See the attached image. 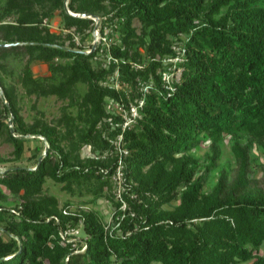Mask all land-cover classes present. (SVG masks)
Here are the masks:
<instances>
[{
	"label": "trees",
	"instance_id": "1",
	"mask_svg": "<svg viewBox=\"0 0 264 264\" xmlns=\"http://www.w3.org/2000/svg\"><path fill=\"white\" fill-rule=\"evenodd\" d=\"M57 9L64 26L80 31L94 27L88 14L119 17L117 57L142 60L135 44L153 58L174 56L178 35L185 49L178 61L182 79L175 90L162 86V65L155 59L143 68L127 60L95 65L99 48L66 44L41 24ZM11 13L15 21L2 22ZM11 52L27 57L21 82L28 93L56 94L68 102L53 122L43 113L28 122L16 86L5 83L0 68V135L14 145L9 163L0 156V194L5 185L18 199L15 206L0 204V264H264V162L253 154L254 140L264 149V0H0V56ZM37 60L49 62L58 79L35 76ZM116 66L122 81H155L141 117L124 131L126 208L109 192L118 164L109 136L120 130L111 129V120L120 116L105 101L127 100L126 91L103 83ZM79 81L88 83L83 94L76 89ZM75 105L76 114L69 109ZM227 135L235 167L220 162ZM29 139L41 143L20 162ZM206 140L211 152L202 165L191 150ZM85 143L96 153L83 156ZM48 177L91 194L93 203L110 197L112 223L94 206H61L56 195L44 192ZM175 199L174 207L166 206ZM74 226L82 231L78 239L65 233Z\"/></svg>",
	"mask_w": 264,
	"mask_h": 264
},
{
	"label": "rangeland",
	"instance_id": "2",
	"mask_svg": "<svg viewBox=\"0 0 264 264\" xmlns=\"http://www.w3.org/2000/svg\"><path fill=\"white\" fill-rule=\"evenodd\" d=\"M67 3V2H66ZM67 6V4H65ZM67 10L70 12L77 14V12L72 11L67 7ZM81 14V13H79ZM83 15L85 13H82ZM94 18V27L93 29H86L85 31L78 30L75 26L73 27H66L64 26V18L63 14L60 11V9H57L54 11L53 15L50 16V18H45L44 22H42V25L48 26L50 30L61 34L62 38H65L66 44L73 43L75 47L80 48L83 47L86 51H91L93 49L99 48V53L95 55L94 64L97 66H103V67H109L113 63L118 62L113 59V44L115 45L117 42L120 41V37L122 34L121 29V22L119 20V17H113L110 18L112 13L109 14H103L102 16L98 13H92L88 14ZM16 14L11 13L10 15H7L3 18L2 22H12L16 19ZM122 20V19H121ZM133 24L137 27V31L139 33L143 32V25L142 22L135 18ZM96 25L98 30L96 31ZM184 34H181L183 36ZM175 42L173 44V49L177 51L176 48H174V45L181 46L179 36L175 35L173 36ZM134 50H138L142 53L141 59L142 60H136L129 56L128 58L118 57L119 61H130L132 63V66L136 68H143L147 66V64L150 63V59L159 60L161 62V65H164V58L160 56L156 57H150V55L145 51V47L143 45L135 44L133 47ZM180 54L184 53V48H180L179 50ZM26 55L23 53H17V52H11L8 53L5 56H0V63H3V67L1 68V74L3 77V80L7 85H15L18 95H19V105H20V112L24 115L25 119L28 122L34 121L35 117H38L44 114V118L49 120L50 122H53L56 118H58L62 113V107L64 104L68 102V99H62L58 97L56 94H37V93H28L23 86L21 82V75L23 73V69L26 62ZM56 62H66L68 61L67 58H57L55 59ZM160 66L157 70V73L160 74L163 70V67ZM32 69L35 73V76L38 77H50V80L54 81L58 79V75L54 76L52 75V71L49 68V62L37 60L33 61L32 63ZM116 69H118V73L115 72ZM116 74V76H114ZM182 74V72H181ZM108 76H111L109 79V85L112 84L116 87V89H121L126 91L127 100H124V102L128 103L131 100H134V98L139 96L141 86L145 83L141 77L136 78V82L133 84H130L127 81H122V78L120 76V69L119 66H116V68L113 70L112 73L107 74ZM118 75V76H117ZM170 76H173L177 78L180 75V71L176 69H172ZM182 79V78H181ZM0 84V88H1ZM114 87V88H115ZM153 87H155V84L153 83ZM76 89L80 94H83L88 89V83L79 81L76 84ZM1 95V93H0ZM113 96H108L105 101L106 108L108 111H115L117 110V103L116 101L112 100ZM118 100V99H116ZM73 111L74 114L77 113L78 108L77 106H71L69 108ZM41 136V135H39ZM249 136L244 135L242 137V140L245 141ZM37 143H41L40 141H36L35 139H29L25 141L26 149L23 153V159L20 160V162H26L27 159H25L28 155L31 154L30 148L36 145ZM231 144L232 140L230 135H227L226 138L222 142V155H221V165L224 164L229 165L230 167H235V157L233 155V152L231 150ZM13 151H14V145L12 142H10L6 138V134L0 135V156L4 158V161H7L8 163L13 158ZM192 153L197 155L200 159V162L202 165L207 163V152H211V142L210 140L204 141L200 147H196L191 150ZM81 152L82 155H91L96 153L93 150V146L90 143H85L81 146ZM113 154L117 157L119 155L118 151L114 149L112 151ZM253 154L258 157V160L260 163L264 162V149L263 147L258 143L257 140H254V147H253ZM3 166H0V168ZM202 168V166H201ZM219 168L215 169L212 173L209 174V178L205 181V188L210 189L214 182L216 181V178L219 174ZM261 174V171H259V175ZM4 193L0 196V204L4 206H15L18 199L14 193L11 192L8 188H6L5 185L2 186ZM120 187V189H119ZM127 186L125 185V182L120 186L118 182H113L112 190L109 192L114 195L117 199L120 198L119 192H123ZM81 192L80 188H75L74 191H71L69 189H66L63 187L62 182L55 181L53 178L48 177L45 185H44V192L54 194L58 197L60 205H66L65 203H69V208H66L68 211L75 210L82 206H94L95 208L99 209V211L104 216V221L108 224H111L113 221V212H114V204L112 203L110 197L107 196H101L100 198H97L95 203H93V197L89 193H84L85 191L82 190ZM122 195V194H121ZM93 201V202H92ZM179 202V199H175L170 203H167V207H174ZM128 207V206H127ZM66 234L74 235L77 239L81 237L82 231L81 228L78 226L71 227L68 229ZM114 264H118L115 262ZM154 264H162L160 261H156Z\"/></svg>",
	"mask_w": 264,
	"mask_h": 264
},
{
	"label": "built area",
	"instance_id": "3",
	"mask_svg": "<svg viewBox=\"0 0 264 264\" xmlns=\"http://www.w3.org/2000/svg\"><path fill=\"white\" fill-rule=\"evenodd\" d=\"M97 31V30H96ZM174 48L177 49V54L174 56H168L164 59V67L163 70L160 73L161 76V82L162 86L165 88H168L169 90H175V82H179L182 78V70L183 67L178 65V61L184 60V53L180 54L179 50L182 48V46L174 45ZM185 50V49H184ZM184 52V51H183ZM114 60L119 62L118 57L113 55L112 56ZM176 69L180 71V75L175 78L173 76H170V72L172 69ZM118 73V69L116 71ZM116 76V74H114ZM118 76V75H117ZM111 76H108L106 80L103 81L104 84H109V79ZM143 84L141 86V90L139 93V96L134 98V100L129 101L128 103L122 101V100H116L114 97L112 98L113 101H116L117 103V110L110 111L113 114H116L120 116V119H112L111 120V129H120L115 135H110V141L112 142L114 149H116L119 153L118 155V164L116 167V170L114 171L112 177L113 181L118 182V184L121 186L124 183L125 180V171H124V155L128 152V149L125 144L124 140V131L131 127L134 123L137 122V119L141 117V108L143 107L145 103L146 94L150 91L151 88H153V83L155 84V81L153 79L150 80H144L142 81ZM112 87H115L114 85L110 84ZM116 88V87H115ZM120 189V187H119ZM122 192H119L120 198L123 201L122 207H127V201L123 198L121 195ZM65 211H67L65 209Z\"/></svg>",
	"mask_w": 264,
	"mask_h": 264
},
{
	"label": "water",
	"instance_id": "4",
	"mask_svg": "<svg viewBox=\"0 0 264 264\" xmlns=\"http://www.w3.org/2000/svg\"><path fill=\"white\" fill-rule=\"evenodd\" d=\"M96 27H97V25H96ZM0 93H1V96H2L3 98H5V96H4V91H3V88H2V87L0 88ZM13 118H14V116L11 115V118H10V122H11V123H12V121H13ZM11 128H13L12 125H11ZM39 135H41V134H39ZM41 136H42V135H41ZM47 151H48V147L46 148L45 152L39 156V161L41 160V158L43 157V155L47 153Z\"/></svg>",
	"mask_w": 264,
	"mask_h": 264
}]
</instances>
